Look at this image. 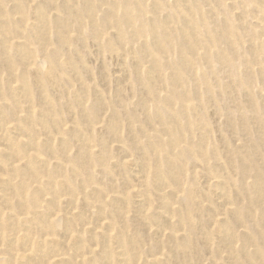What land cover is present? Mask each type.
<instances>
[{
    "label": "rangeland",
    "instance_id": "1",
    "mask_svg": "<svg viewBox=\"0 0 264 264\" xmlns=\"http://www.w3.org/2000/svg\"><path fill=\"white\" fill-rule=\"evenodd\" d=\"M0 264H264V0H0Z\"/></svg>",
    "mask_w": 264,
    "mask_h": 264
}]
</instances>
